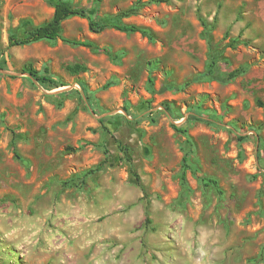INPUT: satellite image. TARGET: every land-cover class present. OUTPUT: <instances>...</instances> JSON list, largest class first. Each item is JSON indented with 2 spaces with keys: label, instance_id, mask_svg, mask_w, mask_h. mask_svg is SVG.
<instances>
[{
  "label": "rangeland",
  "instance_id": "obj_1",
  "mask_svg": "<svg viewBox=\"0 0 264 264\" xmlns=\"http://www.w3.org/2000/svg\"><path fill=\"white\" fill-rule=\"evenodd\" d=\"M66 1L0 0V264H264V0Z\"/></svg>",
  "mask_w": 264,
  "mask_h": 264
},
{
  "label": "trees",
  "instance_id": "obj_2",
  "mask_svg": "<svg viewBox=\"0 0 264 264\" xmlns=\"http://www.w3.org/2000/svg\"><path fill=\"white\" fill-rule=\"evenodd\" d=\"M99 2L101 0H95ZM162 1V0H160ZM51 5L53 7V13L49 21L46 23L36 27L35 29L25 33L22 37L10 36L8 39V43L10 46H23L28 45L31 43L39 42V41H55L57 39H61V31H62V24L65 20L71 17H88L87 10L73 7L68 1L66 0H51ZM106 25L100 24L96 21L91 20L88 17V28L91 32L98 33L102 31ZM112 28L126 33H139L143 36H148V33L143 28L134 26V25H117L112 24ZM89 46V44H86ZM238 71H235L230 74L231 77H234ZM23 73H27L31 76L34 80H36L39 84L56 88L54 82L44 76L38 75V73L32 70L29 67L23 69ZM203 76H207L204 74ZM82 90H84V86L80 84ZM172 89V88H167ZM65 94V93H62ZM189 143V142H188ZM187 143V144H188ZM188 154H185L182 158L183 161V170H182V183L185 184V171ZM104 162L98 163L92 170L89 171V174H94L102 169Z\"/></svg>",
  "mask_w": 264,
  "mask_h": 264
},
{
  "label": "water",
  "instance_id": "obj_3",
  "mask_svg": "<svg viewBox=\"0 0 264 264\" xmlns=\"http://www.w3.org/2000/svg\"><path fill=\"white\" fill-rule=\"evenodd\" d=\"M29 78H31V76L30 75H27Z\"/></svg>",
  "mask_w": 264,
  "mask_h": 264
}]
</instances>
